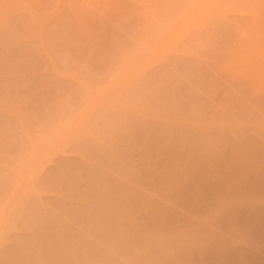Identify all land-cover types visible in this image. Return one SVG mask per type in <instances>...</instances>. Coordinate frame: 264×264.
Segmentation results:
<instances>
[{"label": "rangeland", "instance_id": "obj_1", "mask_svg": "<svg viewBox=\"0 0 264 264\" xmlns=\"http://www.w3.org/2000/svg\"><path fill=\"white\" fill-rule=\"evenodd\" d=\"M84 154L134 171L135 261L222 262L208 221L264 202V0H0L3 197Z\"/></svg>", "mask_w": 264, "mask_h": 264}, {"label": "crops", "instance_id": "obj_2", "mask_svg": "<svg viewBox=\"0 0 264 264\" xmlns=\"http://www.w3.org/2000/svg\"><path fill=\"white\" fill-rule=\"evenodd\" d=\"M81 158L78 180L60 160L37 178L16 181L6 198L0 191L8 226L0 228V252H15L16 264L18 254H29L24 264H150L135 261L136 230L150 215L145 206L136 211V193L143 194L124 175L134 171ZM216 215L222 226L208 221V229L222 239L212 247L223 256L217 264H264L262 198L226 199Z\"/></svg>", "mask_w": 264, "mask_h": 264}]
</instances>
